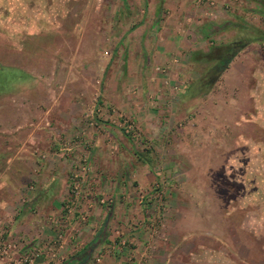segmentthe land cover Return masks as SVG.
I'll use <instances>...</instances> for the list:
<instances>
[{
	"label": "rangeland",
	"instance_id": "obj_1",
	"mask_svg": "<svg viewBox=\"0 0 264 264\" xmlns=\"http://www.w3.org/2000/svg\"><path fill=\"white\" fill-rule=\"evenodd\" d=\"M0 112L46 187L0 263L264 264V0H0Z\"/></svg>",
	"mask_w": 264,
	"mask_h": 264
},
{
	"label": "crops",
	"instance_id": "obj_2",
	"mask_svg": "<svg viewBox=\"0 0 264 264\" xmlns=\"http://www.w3.org/2000/svg\"><path fill=\"white\" fill-rule=\"evenodd\" d=\"M1 114V112H0ZM1 125V123H0ZM8 127V126H6ZM20 125H16L14 127L11 128L10 131H12V137L14 136V139H12L11 143H13L12 146V152L8 154L7 160H6V165L5 167L2 169L0 168V180H2L1 182H5L6 181V191H7V198H6V202H4V197L0 195V205L1 207L4 206V204L2 203H6V206H10V208L8 209L7 213H14L12 218H6L7 221L5 222L6 225V231H7V236L9 238H15L16 235L21 234L22 238H25V240H27L28 243H32L31 238L30 237V233L32 232L33 228H36L35 225H37V223L39 224L40 222H44L41 218L40 215H43L44 213H41L40 210H37V217L35 218L34 216H32L31 211H29L31 209V207L35 206L33 204H39L38 201H40L41 197H42V193H45L46 191V187L44 188V185H42V178L41 177V168L39 167V165L41 166V163L38 162V164L36 162L31 161L32 157L28 153V147L29 145L27 143H25V141H21L19 138H16L17 135L21 132L24 131V128H20ZM6 129L3 128L2 131H5ZM12 145V144H11ZM37 164V165H36ZM38 166V167H37ZM29 180H35L38 183H40V185H35V190L32 192L27 191L25 188V184L26 182H29ZM24 195L27 200V202H31V204H27V202H23V203H19V199L20 201L24 200V198H20V196ZM3 198V199H2ZM13 198V206H16L15 210H13V208L11 209V205L10 202L8 200ZM60 202L55 203L54 205V209H49L50 212H52L53 214H57L59 213V209H60ZM1 212H5V210H1ZM0 212V227H2V223H4V218H1V216H3ZM4 214V213H3ZM92 225V224H91ZM33 227V228H32ZM78 234H81L82 232L84 233L86 230L87 231H91L90 228V224L88 223L87 225H79L78 228ZM86 229V230H85ZM37 234V233H36ZM87 235V234H86ZM83 235V236H86ZM4 236V235H3ZM92 237V239L94 238L91 235V232L87 235V238ZM85 238V237H84ZM36 239V238H35Z\"/></svg>",
	"mask_w": 264,
	"mask_h": 264
},
{
	"label": "built area",
	"instance_id": "obj_3",
	"mask_svg": "<svg viewBox=\"0 0 264 264\" xmlns=\"http://www.w3.org/2000/svg\"><path fill=\"white\" fill-rule=\"evenodd\" d=\"M85 171H86V166L82 164L78 168L74 167L70 172V179L72 180L71 191L73 192V196L77 193L79 189V184H80V179H81L80 174L81 173L83 174ZM71 199H72V194L68 202L65 204L66 212L72 211L73 209V201ZM9 247H10L9 243L5 244L4 242H1V239H0V257L8 253ZM47 248L50 249V246L49 247L47 246ZM30 255H33L34 257L35 256L38 257L41 254L38 252H31ZM30 255L24 254L18 259H12V262H9L7 264H31L33 257Z\"/></svg>",
	"mask_w": 264,
	"mask_h": 264
},
{
	"label": "trees",
	"instance_id": "obj_4",
	"mask_svg": "<svg viewBox=\"0 0 264 264\" xmlns=\"http://www.w3.org/2000/svg\"><path fill=\"white\" fill-rule=\"evenodd\" d=\"M258 37L259 36L255 35V36H252L251 38L246 39L245 41H240V40L233 41L230 44V49L239 50V49H241L244 46V44H246L248 41H251L250 39H252L253 41L259 40Z\"/></svg>",
	"mask_w": 264,
	"mask_h": 264
}]
</instances>
